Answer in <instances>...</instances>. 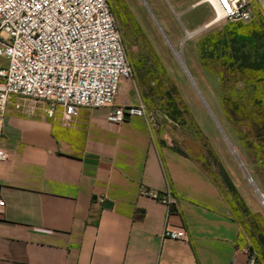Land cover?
<instances>
[{
  "label": "crops",
  "instance_id": "obj_1",
  "mask_svg": "<svg viewBox=\"0 0 264 264\" xmlns=\"http://www.w3.org/2000/svg\"><path fill=\"white\" fill-rule=\"evenodd\" d=\"M29 106L3 117L0 264H255L211 177L142 118L113 124L97 108L49 119ZM165 227L186 240L162 238Z\"/></svg>",
  "mask_w": 264,
  "mask_h": 264
},
{
  "label": "rangeland",
  "instance_id": "obj_2",
  "mask_svg": "<svg viewBox=\"0 0 264 264\" xmlns=\"http://www.w3.org/2000/svg\"><path fill=\"white\" fill-rule=\"evenodd\" d=\"M105 1L132 70L117 98L140 99L158 115L156 132L199 162L252 262L264 264V0H253L246 23H211L203 0Z\"/></svg>",
  "mask_w": 264,
  "mask_h": 264
},
{
  "label": "built area",
  "instance_id": "obj_3",
  "mask_svg": "<svg viewBox=\"0 0 264 264\" xmlns=\"http://www.w3.org/2000/svg\"><path fill=\"white\" fill-rule=\"evenodd\" d=\"M202 2L211 8L213 23H246L259 6L253 0ZM0 57L7 61L0 68V140L11 103L27 116L33 102L44 104L42 112L49 119L60 114L69 120L82 109L106 108L109 123L127 116L142 118L151 132L162 125L140 99L115 104L120 81L132 80V70L105 0H0ZM13 98L20 102L13 103ZM7 160L0 144V162ZM3 206L0 198V210ZM161 236L187 238L184 230L169 227Z\"/></svg>",
  "mask_w": 264,
  "mask_h": 264
},
{
  "label": "water",
  "instance_id": "obj_4",
  "mask_svg": "<svg viewBox=\"0 0 264 264\" xmlns=\"http://www.w3.org/2000/svg\"><path fill=\"white\" fill-rule=\"evenodd\" d=\"M125 118H128V117L126 116ZM237 161H238L239 165L241 166V169L244 171V173H245V175H246L247 179H248L249 181H251V179H250V178H249V176L246 174V172H245V170H244L243 166L241 165V163L239 162V160H238V159H237ZM252 185H253V184H252ZM256 191H257V189H256ZM105 205H107V203H106Z\"/></svg>",
  "mask_w": 264,
  "mask_h": 264
},
{
  "label": "bare ground",
  "instance_id": "obj_5",
  "mask_svg": "<svg viewBox=\"0 0 264 264\" xmlns=\"http://www.w3.org/2000/svg\"><path fill=\"white\" fill-rule=\"evenodd\" d=\"M200 3H201V2H200ZM211 23H213V22L211 21ZM178 56H179V55H178ZM178 56H177V57H178ZM178 60H179V59H178Z\"/></svg>",
  "mask_w": 264,
  "mask_h": 264
},
{
  "label": "trees",
  "instance_id": "obj_6",
  "mask_svg": "<svg viewBox=\"0 0 264 264\" xmlns=\"http://www.w3.org/2000/svg\"><path fill=\"white\" fill-rule=\"evenodd\" d=\"M232 186V185H231ZM232 188L234 189V187L232 186ZM235 190V189H234ZM250 257V256H249Z\"/></svg>",
  "mask_w": 264,
  "mask_h": 264
}]
</instances>
